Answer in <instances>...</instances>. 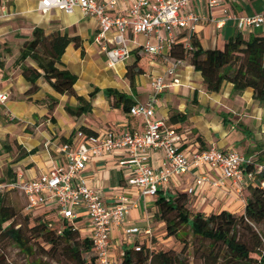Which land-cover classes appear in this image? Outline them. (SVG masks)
<instances>
[{
  "label": "crops",
  "instance_id": "crops-1",
  "mask_svg": "<svg viewBox=\"0 0 264 264\" xmlns=\"http://www.w3.org/2000/svg\"><path fill=\"white\" fill-rule=\"evenodd\" d=\"M39 0H1L0 14L4 6V16L9 19L18 15L21 17L22 28L30 30L34 26L42 27L46 33L52 30L77 34L81 39V46L67 45L61 56L63 66L77 75L74 84L75 92L91 101V111L80 116H71L65 111V105H77L74 96L55 92L42 78L37 80L38 90L33 94H26L29 85L21 74L19 67H14L11 57L5 59L0 71L1 86L9 97L0 104V137L9 134L25 155H20L11 164L13 171L21 173L26 178H33L49 171L54 167L64 165V158L58 149V144L71 140L76 130L84 127L93 134H102L107 130L136 131L144 129V120L141 116H133L123 108L122 103L113 106L103 92L104 88H114L124 92L134 101H144L151 87L149 76L164 72L169 64L167 58L159 61L152 60L147 71L135 77L134 86L131 87L125 77L126 63L108 66L104 53L94 38L98 32L97 20L84 16L79 9L66 14L61 10L52 9L41 13L37 9ZM226 5L236 15H253L264 13V0H225ZM129 6V0H117V10L124 12ZM194 11H206L192 4ZM12 16V17H11ZM185 32L177 30L174 35L182 36ZM201 46L207 48H223L225 41L237 34L234 23L228 21L219 31L215 32L209 23H200L193 31ZM250 34H263L256 31ZM250 34H246L247 37ZM137 43L143 41L141 35H131ZM180 85L169 84L164 88L155 106L153 119H164L172 111H179L187 115L183 123L173 125L183 134L184 141L181 148H186L197 142L201 148L214 146L222 149H234L250 158L255 164H264V103L253 99V91L246 88L242 92H234L233 85L223 83L218 92H208L202 83L199 71L184 58L177 67ZM94 87L99 88L92 97L89 93ZM50 95L56 98L57 103L48 114ZM13 115L16 123H3L5 117ZM14 151V150H13ZM17 154V152H11ZM3 157V156H2ZM125 150L113 151L105 156H92L86 163L82 176L86 184L94 189L102 201L107 205H114L115 194L120 191L129 202V210L123 225L139 228V239L148 241L151 248L159 247L166 240L165 223L155 218L157 210L155 201L158 194L172 195L176 191L186 192L193 188L190 197V208L205 214L227 210L231 213L241 214L245 203L236 193V184L227 182L222 187L211 186L208 181L196 183L198 171L178 175L170 183L161 188L156 195H141L139 188L127 183L130 168L119 165V161L128 158ZM165 162L164 150L150 148L147 164L160 167ZM207 176L215 178L217 172L203 168ZM7 175L0 180H6ZM246 187L242 194L245 196ZM36 215L42 214L45 218L59 223L60 213L54 206L39 207ZM35 212H32L34 214ZM77 227L82 236H89L88 216L84 207L76 210V218L68 222ZM148 231V232H146ZM113 247L112 257H118L125 247L132 244L125 238L120 226L111 229ZM169 239L167 238L166 241ZM147 244V245H148Z\"/></svg>",
  "mask_w": 264,
  "mask_h": 264
},
{
  "label": "built area",
  "instance_id": "built-area-1",
  "mask_svg": "<svg viewBox=\"0 0 264 264\" xmlns=\"http://www.w3.org/2000/svg\"><path fill=\"white\" fill-rule=\"evenodd\" d=\"M192 4L206 11H194ZM37 9L41 13L58 9L66 14L79 9L84 16L95 18L98 32L94 40L110 67L126 63L131 58V50L136 47L140 48V53L167 58L169 64L164 72L149 76L151 92L147 98L129 107L130 115L143 118V131L107 130L102 134H86L78 129L71 140L58 144L64 165L33 178H26L19 173L15 180L0 184L1 188L15 189L23 196L24 213H32L42 206H54L61 216L59 223L53 221L56 222L57 232L62 233L66 225L77 228L68 222L76 218L79 207H84L88 216L87 238L94 256L92 264H123L120 260L123 253L118 257L111 255V229L120 226L132 245L139 239L136 237L139 234L138 227L123 225L130 202L118 191L115 204H105L82 176L92 156H105L120 149L129 155L118 162L130 168L127 183L137 186L141 195H156L176 176L198 171L197 184L208 181L211 186L222 187L227 182H233L236 184V193L245 203L242 191L249 184H256V174L264 169L262 163L255 164L234 149L214 146L201 148L197 142L181 148L183 134L166 120L153 119V115L164 88L169 84L180 85L177 67L183 59L166 54L173 43L181 40L185 48L190 49V36L200 23L211 24L217 32L228 21H232L237 34L242 36L256 31L264 33V13L236 15L225 0H129V6L124 12L117 10V0H39ZM4 12L2 6L0 17L4 16ZM177 30L185 33L176 37L174 34ZM129 34L141 35L143 41L137 43ZM8 97L0 78V104ZM150 148L164 150L165 162L162 166L152 167L147 164ZM203 168L216 171L217 176L210 179ZM260 184L264 186V181ZM192 191L193 188H188L186 192L191 194ZM145 242L151 248L148 241ZM135 249L139 250L140 246H135Z\"/></svg>",
  "mask_w": 264,
  "mask_h": 264
},
{
  "label": "trees",
  "instance_id": "trees-1",
  "mask_svg": "<svg viewBox=\"0 0 264 264\" xmlns=\"http://www.w3.org/2000/svg\"><path fill=\"white\" fill-rule=\"evenodd\" d=\"M1 4V0H0ZM81 46L77 34L52 30L46 33L40 26H34L30 37H26L19 47V53L13 66L19 67L29 87L26 94L38 90L37 80L42 78L57 93L74 96L77 105H65V111L71 116H80L91 111V101L77 94L74 84L77 75L63 66L61 56L67 45ZM191 48H185L179 40L172 44L166 53L177 59L188 58L190 64L202 77L204 88L208 92H218L223 83L233 85L234 92L246 88L253 91V99L264 103V33L250 34L247 37L236 34L229 37L223 48H203L198 39L190 36ZM132 62H127L125 77L131 87L135 77L147 71L150 61L160 56L140 53V48L131 50ZM144 56V57H143ZM143 58H146L143 60ZM4 62L0 57V71ZM99 88L89 93L92 97ZM104 94L111 104L122 103L125 110L134 101L124 92L114 88H104ZM48 114L54 109L57 100L48 95ZM187 115L172 111L168 123H183ZM86 134L92 132L84 127ZM22 150L21 155H25ZM264 165V164H263ZM16 179V173L7 168L6 180ZM256 184L246 186L245 206L241 214L221 210L210 214L193 211L187 192L176 191L172 195L158 194L155 204V218L165 223L166 236L182 239V227H188L191 233L206 243L201 250L204 264H264V169L256 174ZM21 218V222L17 218ZM7 239L25 253H33V241L40 244L47 253H59L75 264H92L94 256L90 240L82 236L77 228L66 225L62 233L57 232L56 222L42 214L20 212L8 201L7 194L0 191V239ZM146 240L137 239L134 244L125 247L120 260L123 264H186L181 253L172 249L149 248ZM135 246H140L139 250Z\"/></svg>",
  "mask_w": 264,
  "mask_h": 264
},
{
  "label": "rangeland",
  "instance_id": "rangeland-1",
  "mask_svg": "<svg viewBox=\"0 0 264 264\" xmlns=\"http://www.w3.org/2000/svg\"><path fill=\"white\" fill-rule=\"evenodd\" d=\"M12 17V16H11ZM21 17L15 15L9 19L0 18V57L2 61L11 57L13 65L19 53V47L26 37H30L29 29L21 28ZM221 44L219 47H222ZM144 57V56H143ZM146 58H143V60ZM155 61H159L160 59ZM132 62V60L130 61ZM129 63V62H128ZM17 119L13 115L5 117L3 123H16ZM14 150V151H13ZM17 152V154H11ZM21 149L16 140L9 134L0 137V178L7 175V168L11 167L14 160L20 155ZM3 156V157H2ZM12 170L13 167H11ZM1 184V183H0ZM0 191L7 194L8 201L15 206L20 212L24 207L25 200L23 196L15 189L1 188ZM40 208L34 210V215L38 213ZM21 222V218H17ZM182 239H177L168 236L166 240L158 248L172 249L176 253H181V258H184L186 264H204L201 259V250L206 246V243L200 238L195 237L188 227H182L180 233ZM0 264H75L66 256L59 253H47L43 251L40 244L33 241V253H25L19 249L14 243L7 239H0Z\"/></svg>",
  "mask_w": 264,
  "mask_h": 264
}]
</instances>
